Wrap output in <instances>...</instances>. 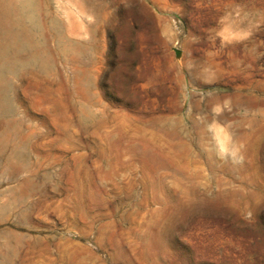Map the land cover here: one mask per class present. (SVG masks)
<instances>
[{
  "label": "rangeland",
  "instance_id": "374dc122",
  "mask_svg": "<svg viewBox=\"0 0 264 264\" xmlns=\"http://www.w3.org/2000/svg\"><path fill=\"white\" fill-rule=\"evenodd\" d=\"M0 264H264V0H0Z\"/></svg>",
  "mask_w": 264,
  "mask_h": 264
},
{
  "label": "bare ground",
  "instance_id": "6f19581e",
  "mask_svg": "<svg viewBox=\"0 0 264 264\" xmlns=\"http://www.w3.org/2000/svg\"><path fill=\"white\" fill-rule=\"evenodd\" d=\"M5 253V252H4Z\"/></svg>",
  "mask_w": 264,
  "mask_h": 264
}]
</instances>
